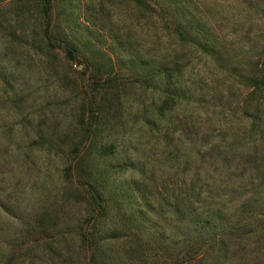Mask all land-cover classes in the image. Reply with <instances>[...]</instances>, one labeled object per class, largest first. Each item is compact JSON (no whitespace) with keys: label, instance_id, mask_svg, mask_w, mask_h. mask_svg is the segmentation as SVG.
I'll list each match as a JSON object with an SVG mask.
<instances>
[{"label":"rangeland","instance_id":"1","mask_svg":"<svg viewBox=\"0 0 264 264\" xmlns=\"http://www.w3.org/2000/svg\"><path fill=\"white\" fill-rule=\"evenodd\" d=\"M143 1L150 6L138 0H56L46 20L41 0H0V264L209 262L203 250L200 258L184 255L170 230V212L159 216L143 208L136 214L144 232L140 244L118 212L131 210L141 193L122 207L96 211L78 166L97 158L88 153L92 141L115 154L94 165L95 173L127 194L135 181L155 204L159 196L169 202L175 184L191 180L192 169L177 166L187 150L205 152L237 138L234 155H251L243 164L248 171L243 169L244 177L237 171L228 182H242L236 197L256 190L264 198V111L256 112L261 120L248 138L240 106L249 94L241 76H250L258 59L264 64V0ZM176 15L199 25L218 59L178 42L167 21ZM69 42L78 48L74 60L66 53ZM109 58L111 76L123 78L114 97L96 93L102 82L95 71L103 62L95 63ZM174 62L180 73L169 79L182 98L164 104L159 137L143 120H154L163 87L142 78ZM127 160L142 168L145 181L126 166L110 170ZM208 167L200 184L217 187L225 169L216 174L214 165ZM261 224L264 219L252 228ZM239 240L235 234V256L242 255ZM258 254H250L247 264H264V250Z\"/></svg>","mask_w":264,"mask_h":264},{"label":"trees","instance_id":"2","mask_svg":"<svg viewBox=\"0 0 264 264\" xmlns=\"http://www.w3.org/2000/svg\"><path fill=\"white\" fill-rule=\"evenodd\" d=\"M55 1L41 0L42 14L46 20L50 19ZM138 3L149 5L147 1L144 2L143 0H138ZM164 7L169 11L171 10V7L167 5ZM167 21L174 27V36H176L178 42H188L202 51L206 49L214 55H211L212 57L218 59V56L215 55L208 44H206L207 42H205L204 37H206V33L204 34L199 25L192 19L186 18L183 15H176L174 17L170 16V19ZM66 48L68 58L74 60L78 54V48L70 42L66 44ZM94 62L95 59L92 60V63ZM101 62L103 63L100 65L99 63ZM177 63L179 62H174L170 67L163 66L156 72L157 75L154 77H148L146 74L142 78L145 83H153V85L156 83L155 85H157L158 89L159 87H163L161 88L162 90H159L162 97V105L159 109H155L154 115H152L155 117L154 120L149 118L143 120V125L154 130L155 134L159 137L157 121L163 120L164 114L161 110L164 104L168 101L182 98V92L178 88L177 82L174 83L169 79L172 74L176 77L179 75L180 67ZM95 65H100L95 71V80L102 82L96 93L101 96L111 95L114 97L113 92L116 93L117 89H119V86H116V84L120 80L123 81V78L111 76L114 74V67L110 58L106 62L100 59V61H96ZM100 67L108 69V72L101 71L102 68L99 69ZM249 75L247 77L241 76L243 77V82L247 85L249 94L240 102L242 117L246 121L245 132L248 134V138L252 137L256 120H261L256 112L264 111V64L259 59L257 62L251 64ZM192 129L195 130V128ZM238 141L237 138H233L229 143L225 142V140L219 141L218 144L208 147L205 152L197 149L195 146L191 148L192 150H187L186 154L179 157L184 162L178 160L177 166L192 169L191 180L188 183H184L183 181L176 183L174 188H172V198L169 202H167L168 198L159 196L155 200V204H150L147 199L146 196L148 195L146 193L148 190H141L142 186L138 183L136 184L135 181H132L133 183L130 185L133 190L130 194H127L115 188L117 186L113 181L111 182L112 184H108L107 181L110 178H100L102 174L95 173L98 168L94 165H98V163L103 161L106 155L110 154L113 158L115 154L112 152L107 153L108 147L100 146V144L92 141L89 144L88 153L94 152L96 154V164L95 161L91 162L88 167L87 163H83L85 161H80L81 163L78 165L79 169L86 178L85 183H82L81 187L89 189L88 196L91 204L98 212L105 211L107 207H122L125 199L129 203L134 195L141 193L139 200H134V206L131 210L127 212V209H124L118 212L119 219L123 225L139 238L144 235L141 222H138L136 216V214H140L141 209L150 208L154 215L159 216L170 212V218L173 220L170 230L175 237L179 238L178 243H181L185 248L184 255L189 256L192 254L193 256H199L203 250L204 256H210L209 262L199 260L196 264H233V259L236 256H240L239 260L241 264H247L249 259L251 260L250 254L259 253L256 257L258 258L261 255V251L264 250V224L255 226V229L252 228L254 223L261 222L264 219V207L262 206L264 198H261L256 190L245 191L236 197L242 182L239 184H236L237 181L228 182L229 179H233L237 171L242 172L241 177L245 176L244 171H248L243 164L244 160H248L251 155L248 153L242 154L241 150V158H237L234 155V148ZM246 145L248 146V144ZM109 146L112 149L114 144L111 143ZM175 151L180 153L179 146L175 147ZM126 163L128 164L123 163L111 166L110 170L112 171L118 166H126V169H129L131 172L140 173L142 175L140 181H145L143 178L144 171L140 166L131 164L129 160ZM212 165H214L213 171L216 174L219 171V167L225 169V173L221 176V181L223 182H220L217 187L214 183L200 184L202 180L201 174H205L204 176L207 177L208 174L206 175L205 172L209 168L208 166ZM108 170L109 168L103 169L104 172H108ZM177 172H179L178 169ZM226 178L227 180L224 182ZM216 190H220L221 193L218 194ZM235 234L240 235L239 245H241L240 251L242 255H234V246L231 244ZM243 239H245V242H243ZM138 241L144 245L142 238ZM241 242H243V246ZM93 257L94 259L96 258L95 252L92 254Z\"/></svg>","mask_w":264,"mask_h":264}]
</instances>
